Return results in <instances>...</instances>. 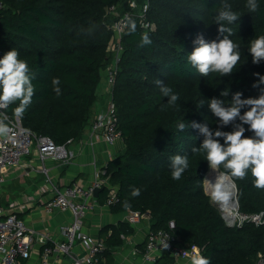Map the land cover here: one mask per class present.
<instances>
[{"label": "trees", "instance_id": "obj_1", "mask_svg": "<svg viewBox=\"0 0 264 264\" xmlns=\"http://www.w3.org/2000/svg\"><path fill=\"white\" fill-rule=\"evenodd\" d=\"M0 1V55L15 47L35 72L36 89L21 122L59 144L80 137L88 128L104 69L114 56L110 47L117 39L110 26L129 12L136 29L130 32L126 20L117 40L121 51L111 89L124 144L106 167L110 175L104 191L115 186L119 198L112 208L147 212L151 230L167 228L173 220L171 233L180 245H198L210 257L209 264H253L262 247L264 226L225 224L204 190L208 162L202 153L192 152L203 134L187 122L230 130L231 123H216L207 99L220 97L225 87L229 89L226 103L237 90L243 96L257 94L252 82L258 77L253 72L264 73V61L253 63L246 47L253 36L264 34V0H258L254 12L245 7V0H230L241 14L232 25V39L240 44V60L232 73L221 76H204L186 59L197 35L217 38L219 22L212 21V13L219 0H133V7L131 0ZM141 17L154 27L145 30ZM143 32L151 37L150 44L141 45ZM54 76L61 80L60 95L52 90ZM156 78L179 93L176 104L167 103ZM200 100L205 103L199 104ZM6 111L14 114L11 106ZM181 119L186 128L178 130L175 125ZM177 153L188 155L189 168L173 179L170 157ZM219 170L228 174L222 166ZM229 177L242 212L264 209V188L252 183L250 173L244 178ZM132 187L140 189L139 195L131 196ZM125 199L130 202L127 208L122 204ZM162 254L167 255L166 263L171 262L168 254Z\"/></svg>", "mask_w": 264, "mask_h": 264}, {"label": "clouds", "instance_id": "obj_2", "mask_svg": "<svg viewBox=\"0 0 264 264\" xmlns=\"http://www.w3.org/2000/svg\"><path fill=\"white\" fill-rule=\"evenodd\" d=\"M245 7L249 12L258 9V0H245ZM238 14L232 7L230 0H219V6L213 9L212 21L219 22L218 36L213 39H205L203 35H197L193 41L194 46L186 52V59L200 74L208 76L209 73L221 75L230 74L236 68L240 60V44L232 39L234 31L232 25L238 21ZM130 32L136 29V23L132 18L127 19ZM141 45L150 44L151 37L143 32L140 38ZM247 52L251 54L253 63L264 61V34L253 36L247 44ZM258 79L252 82L257 89L256 95L243 96L240 90L232 93L226 103L224 97H228L229 89L221 90L220 97L207 99L211 113L217 118L219 125L232 124L231 129L221 127L210 128L207 124L195 120L188 121L194 127H198L203 134L199 146L193 145L192 152L203 154L208 166L217 172L222 166L228 170V174L234 178H244L251 174L252 183L257 188H264V73L253 72ZM35 72L30 68L26 59L20 57L17 48L10 47L0 55V111L12 107V112L23 116L25 110L32 103L36 85L34 84ZM52 90L56 95L61 94V80L59 76L52 77ZM155 84L159 86L162 96H167V103H177L179 93L162 80L156 78ZM205 103L200 100L199 104ZM243 109V110H242ZM176 129L186 128V122L177 121ZM246 131L250 134L245 135ZM10 126L7 118L0 116V136L9 137ZM219 138H222L219 139ZM170 175L173 179H179L182 173L189 168L187 154H174L170 157ZM206 175V173H205ZM210 188V198L225 202L231 195L230 188L225 183L224 175L205 177ZM138 187L131 188V196L139 195ZM207 193V192H206ZM208 194V193H207ZM209 195V194H208ZM129 200L122 201L123 207L129 206ZM161 247L167 248V238L160 242ZM187 264H209L210 257L201 253L198 248L184 253Z\"/></svg>", "mask_w": 264, "mask_h": 264}, {"label": "built area", "instance_id": "obj_3", "mask_svg": "<svg viewBox=\"0 0 264 264\" xmlns=\"http://www.w3.org/2000/svg\"><path fill=\"white\" fill-rule=\"evenodd\" d=\"M133 0L130 1V6H134ZM3 3L0 1V10ZM129 12H124L117 20L111 24L114 36L118 40L122 34L123 28L126 25V20ZM140 25L145 29H151L154 25L148 23L142 17ZM114 42L110 48L114 51L112 61L107 64L104 69L103 82L105 87H108L107 103L104 109H101L91 119L88 125L90 138L100 133L107 143H114L121 138L120 130L117 127L116 116L111 102V89L117 72V62L120 57L121 45ZM0 116L6 117L10 126V138L0 136V184L5 180L3 170L7 166H22L26 164L25 158L33 149H36V155L40 162L37 169L42 170L45 174L44 188L51 191V197L46 199L42 206L46 212H50L53 208L68 210L71 213L72 220L61 227L63 239L54 241L52 245H44L39 257L38 264H51L49 255L59 253L60 255L68 256L70 264H100L98 253L101 252L105 245L103 241L93 238L90 235L80 230L81 218L89 208V198L92 196L96 187L102 186V178L98 175L89 184H79L71 182L63 186L53 182L47 173L44 162L48 159L59 161L63 164L71 162L74 151L67 144L71 142L68 139L65 143H55L51 138L44 134H36L29 128L23 125L20 117L15 114L7 113L6 109L0 111ZM232 180V179H231ZM233 182V180H232ZM234 192L233 201L230 208L222 206L218 202L220 215L227 226L239 227L244 222H251L256 226H264V209L252 212H242L239 209L238 200L236 197V186L233 182ZM204 190L207 191L205 184ZM208 193V192H207ZM209 194V193H208ZM116 189L110 187L106 197L105 204H114L118 201ZM10 209L3 212L0 209V264H18L20 257H28L30 245L33 237L43 242L45 235L37 233L32 228L28 227L24 221L14 212V203L10 204ZM143 215L149 216L147 212H140L137 209H128L126 221L130 224L140 221ZM167 228L148 229L142 259L147 263H155L162 253L168 254L173 261L178 258H185V252H191L193 248H201L192 244L189 247L180 245L176 237L171 233L174 226L173 220L168 221ZM167 238L168 247L163 248L160 242ZM78 240L84 248L83 254H74L71 250L73 243ZM202 253V252H201ZM172 264V263H167ZM253 264H264V235L262 239V247L257 252Z\"/></svg>", "mask_w": 264, "mask_h": 264}, {"label": "crops", "instance_id": "obj_4", "mask_svg": "<svg viewBox=\"0 0 264 264\" xmlns=\"http://www.w3.org/2000/svg\"><path fill=\"white\" fill-rule=\"evenodd\" d=\"M103 82V80H102ZM98 87V99L94 106V116L106 106L105 92L108 87ZM93 116V117H94ZM92 117V118H93ZM67 145L73 149L74 156L68 164L48 159L44 162L49 178L60 186L76 182L87 185L94 178H102V188L89 198V208L81 218L80 230L93 238L103 241L104 249L98 253L100 264H167V255L158 256L155 263H147L142 259L149 216L143 215L140 221L130 224L126 221V209H113V204H105V197L110 189L107 186L109 173L106 170L108 160L123 150L121 138L114 143H107L100 133L91 137L88 128L78 138H70ZM26 164L7 166L3 170L4 182L0 184V209L7 212L10 204L24 223L37 233L45 235L41 242L34 236L28 257H20L18 264H38L44 245H52L54 241L63 239L61 227L72 220L70 211L53 208L50 212L43 209V202L51 197V191L44 188L45 174L37 169L40 162L33 147L25 158ZM112 186V185H111ZM112 188L116 189L115 186ZM105 193V197H104ZM118 202V201H117ZM115 204V203H114ZM123 222L126 225L120 226ZM114 229L115 232L114 233ZM74 254H83L84 248L76 240L71 248ZM162 257V258H161ZM51 264H70L68 256L59 253L49 255ZM172 264H187V259L171 260Z\"/></svg>", "mask_w": 264, "mask_h": 264}, {"label": "bare ground", "instance_id": "obj_5", "mask_svg": "<svg viewBox=\"0 0 264 264\" xmlns=\"http://www.w3.org/2000/svg\"><path fill=\"white\" fill-rule=\"evenodd\" d=\"M214 175H224L225 176V183L231 190V195H230L229 199L225 202L220 201L222 206L228 209L231 207V204L233 201V192H234L233 182H232L231 178L229 177V175L227 173H223L221 170H219V168H218L217 172L215 173V170L208 167V170L206 171L205 177L211 178ZM204 184H205V187L207 189V192L210 193L211 190L209 188L208 181L205 179H204Z\"/></svg>", "mask_w": 264, "mask_h": 264}, {"label": "rangeland", "instance_id": "obj_6", "mask_svg": "<svg viewBox=\"0 0 264 264\" xmlns=\"http://www.w3.org/2000/svg\"><path fill=\"white\" fill-rule=\"evenodd\" d=\"M104 84H105V83H103V84L101 85L102 88H104ZM104 94H105V96H106V98H107V97H108V90H107ZM102 109H104V107H103ZM207 170H208V169H207ZM205 192H207V191H205ZM209 195H210V193H209ZM211 201H212V203L218 208V202H217L216 200H212V199H211ZM218 210L220 211L219 208H218Z\"/></svg>", "mask_w": 264, "mask_h": 264}, {"label": "water", "instance_id": "obj_7", "mask_svg": "<svg viewBox=\"0 0 264 264\" xmlns=\"http://www.w3.org/2000/svg\"><path fill=\"white\" fill-rule=\"evenodd\" d=\"M223 173H225V172H223ZM101 188H102V186H100V187H96V188L94 189V191H93V194L96 195L97 192H98L99 190H101Z\"/></svg>", "mask_w": 264, "mask_h": 264}]
</instances>
